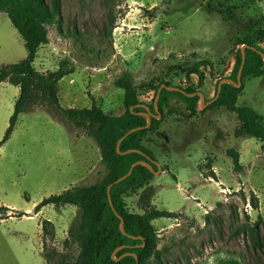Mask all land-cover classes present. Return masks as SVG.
I'll return each instance as SVG.
<instances>
[{"label": "rangeland", "instance_id": "374dc122", "mask_svg": "<svg viewBox=\"0 0 264 264\" xmlns=\"http://www.w3.org/2000/svg\"><path fill=\"white\" fill-rule=\"evenodd\" d=\"M260 27L264 28V0H62L61 17L49 27L48 43L38 50L34 66L40 72L56 70L62 61L75 68L59 83L63 107L95 103L113 115L125 111L123 91L115 84L122 75H131L142 99L150 102L154 92L145 91V86L166 65L213 63L204 67L205 79L181 74L173 81L196 89L199 112L189 116L184 98L168 94L165 120L144 139L163 168L152 180L156 189L152 204L186 215L153 222L164 264H187L182 252L192 264L203 260V264H257L241 229L243 224L264 220V142L236 137L240 124L236 113L210 107V101L219 83L234 75L243 46H237L238 41ZM257 47L264 51V43ZM26 57L23 38L1 12L0 68ZM242 83L237 105L251 106L264 115V76L248 77ZM19 95V86L0 84V141ZM229 149L240 153V170L235 169ZM103 174L99 146L83 129L66 124L38 104L22 112L0 148V264L74 261L82 240V234L70 233L78 208H36L45 198L79 183H94ZM142 193L140 189L125 197L131 211L143 212ZM209 211L219 226H205Z\"/></svg>", "mask_w": 264, "mask_h": 264}, {"label": "trees", "instance_id": "16d2710c", "mask_svg": "<svg viewBox=\"0 0 264 264\" xmlns=\"http://www.w3.org/2000/svg\"><path fill=\"white\" fill-rule=\"evenodd\" d=\"M201 0H194L198 2ZM192 4H194L192 2ZM5 12L11 19L14 27L24 40L27 49V57L20 62L4 65L0 68V84L8 81L20 87V95L16 101L14 112L10 118V124L2 141L0 148L7 141L18 122L19 115L36 104L47 107L66 124L74 125L83 129L98 144L101 152V163L104 166L103 176L94 183H79L59 195L45 198L38 206L37 211L47 205L61 207L74 205L78 213L74 219L70 233L73 236L82 234L79 247L80 252L74 261H61V264H137L133 255L139 257V264H147L154 258V264H164L163 253L158 249L160 241L159 232L154 225L158 218L179 219L186 215L182 212H172L166 209H158L152 204L156 189L152 185L155 177L145 165H137L133 172L123 181L116 183L111 188V197L116 212L124 219V230L120 224L121 219L115 213L109 200L108 187L120 177L126 175L131 167L140 160L152 163L157 160L154 151L144 144V139L150 133H156L165 120V101L168 94L175 93L184 98L190 110L189 116L199 112L198 95L196 89L182 88L173 84L175 77L184 74L188 79L197 75L199 79H205L204 67L213 65L209 60L190 62L186 66L166 65L162 74L150 81L145 86V91H153L152 101L146 102L141 97L140 87L135 83L133 77L124 74L115 82L116 86L123 91L124 113L113 115L104 111L101 107L92 104L91 107H69L65 108L59 100V83L67 75L75 71L73 65L62 61L56 70L40 72L34 66L38 50L48 43L49 27L54 25L62 14V0H0V13ZM264 43V28L260 27L246 38L238 41L237 46H254ZM263 51V50H262ZM242 64V49L239 50L234 67V75L231 80L238 81V73ZM178 68V69H176ZM173 74V75H172ZM264 76V59L255 49L246 48V61L242 71L241 79L248 77ZM160 93L158 108L162 113L160 119L153 117L149 127L148 119L143 112H147L145 106L156 113L155 99L159 89ZM169 87H179L186 93L171 90ZM218 87L214 98L216 100L210 107H226L236 113L239 126L235 129L236 137H254L264 142V115L251 106H238L239 95L243 92L244 83L236 86L232 83H223L220 94ZM213 98V99H214ZM126 136L118 151V143L131 129L139 128ZM136 150L123 153L128 150ZM228 154L233 158L236 170L242 168L240 153L229 149ZM153 164V163H152ZM154 169L157 165L153 164ZM165 170V169H164ZM205 177L208 175L204 174ZM216 178V175L212 176ZM143 189L139 203L142 213H136L128 208L125 197L129 194ZM257 206V204H255ZM11 211L7 206L1 207ZM236 211V210H235ZM23 216V213H18ZM209 211L205 216V226L214 224L219 226L217 218L211 216ZM46 229V226H44ZM264 230V220L260 219L254 224H243L242 232L246 238V248L253 252L257 258V264H264V240L261 230ZM117 250L115 256L114 252ZM221 252L220 250L213 253ZM230 253V252H228ZM187 264L192 260L184 252ZM49 261V258H47ZM203 260L200 264H203Z\"/></svg>", "mask_w": 264, "mask_h": 264}, {"label": "water", "instance_id": "95a60500", "mask_svg": "<svg viewBox=\"0 0 264 264\" xmlns=\"http://www.w3.org/2000/svg\"><path fill=\"white\" fill-rule=\"evenodd\" d=\"M248 47L257 50V51L262 55V57H263V59H264V51L259 50V49H256L254 46L243 45V46H242V64H241V67H240V69H239V73H238V81L235 82V81H233V80H231V79H223V80L219 83V87H218V95L220 94V91H221L222 85H223V83H225V82L232 83V84H234V85H236V86H238V87L242 84L241 76H242V71H243V68H244L245 61H246V48H248ZM163 87H166V86L163 85V86L159 89L158 94H157V97H156V99H155V109H156V113L152 112L149 106L143 105V106H145L146 109H147V112H143V113H142V114L145 115V116L147 117V119H148V124H147L146 127H149V126H150L153 117H156V118H158V119H160V118L162 117V113H161V111H160L159 108H158V101H159L160 93H161V90H162ZM169 89H171V90H178V91H182L183 93H186L184 90H182V89L179 88V87H169ZM196 94H197V93H193V94H189V95H190V96H195ZM199 94H200L201 97H202V103H203V105H207V104H205V96H204V94H203V93H199ZM215 100H216V98H214V99H213L212 101H210V102H214ZM138 129H141V127H139V128H135V129H131V130H130V131H129V132H128L123 138L120 139V141H119V143H118V151H119V152H121L120 147H121V143H122L123 139H124L126 136H128L129 134H131L132 132H134V131H136V130H138ZM134 151H136V150L131 149V150H128V151L123 152V153H130V152H134ZM152 163L155 164V165H157V167H158V171H155L154 166H153ZM152 163H149V162H147V161H145V160L137 161V162L131 167V169L129 170V172H128L126 175L120 177V178L117 179L114 183L110 184L109 187H108L109 200H110L111 206H112V208L114 209L115 213H116V214L120 217V219H121L120 227H121V229H122V231H123L124 233H125V230H124V219H123V217H122L121 215H119L118 212H116V210H115L114 203H113V201H112V197H111V193H110L111 188H112V186H113L114 184L119 183V182L123 181L125 178H127V177L133 172L134 167L137 166V165H145V166H147L151 171L154 172L155 175H156L157 173H160V172L163 171L162 165H161L157 160H152ZM116 253H117V250L114 252L113 255L115 256ZM127 254L133 255V256L136 258V260H137V264H139V257H138L137 254H135V253H127Z\"/></svg>", "mask_w": 264, "mask_h": 264}, {"label": "crops", "instance_id": "0c3cea01", "mask_svg": "<svg viewBox=\"0 0 264 264\" xmlns=\"http://www.w3.org/2000/svg\"><path fill=\"white\" fill-rule=\"evenodd\" d=\"M100 149V148H99ZM155 225V224H154ZM156 226V225H155Z\"/></svg>", "mask_w": 264, "mask_h": 264}]
</instances>
